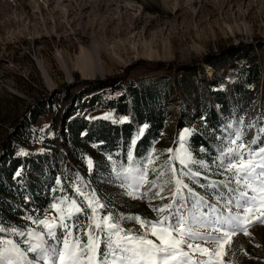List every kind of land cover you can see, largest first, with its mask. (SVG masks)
Returning a JSON list of instances; mask_svg holds the SVG:
<instances>
[{
  "label": "rangeland",
  "instance_id": "obj_1",
  "mask_svg": "<svg viewBox=\"0 0 264 264\" xmlns=\"http://www.w3.org/2000/svg\"><path fill=\"white\" fill-rule=\"evenodd\" d=\"M104 1L106 0H0V152L1 143L17 126L20 116L35 96L51 91L63 83L73 85L71 91L74 93L82 88L81 82L85 77H82L79 64L88 61L89 67L96 70L94 76L87 79L89 81L108 76L117 77L116 84L121 88L113 92H102L98 106L121 93L130 80L165 75L172 91L167 126L161 138L142 158L133 157L141 162L155 153L153 159L156 162L151 167L157 171L150 173L149 180H156L157 187H141L140 198L127 196L119 181L108 182L106 178L111 175L113 166L117 169L127 166L126 159L129 152L132 154L131 149L122 161L112 156L109 160V156L92 153L91 146L85 147L91 155L85 152L78 154L72 165L69 181L73 197L81 204L84 201L76 196V186H80L83 192L97 189L98 194H103L101 196L108 203L105 211H112L117 216L139 215L141 219H157L153 206L168 203L171 195L169 189L172 185H164V181L171 175L168 171L167 150L179 147V134L185 129L190 130L188 127L178 128L177 125L180 117L188 120L183 112L192 99L190 91L186 90V96L180 88L185 80L194 77L220 81L223 75L222 81H225L231 66L240 62L237 60L238 55L231 50L233 45L239 43L255 45L253 50L261 58V64L263 63L264 0H168L167 4L163 0H121L117 5H112L110 11L103 6L99 10L97 7L81 9L85 3L93 5ZM137 15L144 22L134 28ZM150 19L153 21L149 23ZM145 23L149 24L148 29L144 28ZM124 25L128 26V30L120 32L118 27ZM94 42L103 47L98 61L93 58ZM206 54H214L210 61L213 66L201 62ZM159 62L164 65L158 64ZM168 63H171L170 67H165ZM179 64L195 66L191 72H183L178 71ZM101 65L103 70L98 72L97 68ZM61 108L59 105L53 112L38 117L32 127L33 138L22 140L17 154L40 151L43 138L59 135ZM248 110L250 113L246 117ZM260 114L264 115V109L258 99L237 119L227 121V126L231 125V128L226 126L225 136L242 131L247 143L256 140L259 145L264 140V131H261L264 129V118ZM86 117L104 118L116 123L128 120L127 117L116 116L110 109L100 107L90 111ZM141 129L143 127L134 132L132 141L141 133ZM89 158L95 165L91 172L88 168ZM191 167L196 172L199 164L194 163ZM206 170L217 174L214 165ZM160 171L165 172L163 177L159 176ZM205 177L201 174L197 178L198 182L185 178V183L211 203H216L215 194L200 185L207 184L210 180L219 181L222 177ZM57 184L60 186V183ZM161 187H164L162 195L166 197L163 200L154 195ZM65 196L68 195L57 197L38 219L56 217L52 204ZM260 211L258 206L252 216H259ZM74 223L76 228L73 233L83 238L82 234L87 226L86 215L74 218ZM123 224L133 231H142L135 221L125 220ZM33 228L41 230L32 223L25 232ZM55 231L58 239L52 238L51 243L61 248L64 229L57 227ZM248 232L250 235L241 231L232 238L233 245L229 254L224 257L225 264H264V222L252 223ZM17 233L0 235V241L6 243L12 240L27 247L23 244L25 237ZM35 255L30 254L29 259L32 264H40L33 259Z\"/></svg>",
  "mask_w": 264,
  "mask_h": 264
},
{
  "label": "snow or ice",
  "instance_id": "obj_2",
  "mask_svg": "<svg viewBox=\"0 0 264 264\" xmlns=\"http://www.w3.org/2000/svg\"><path fill=\"white\" fill-rule=\"evenodd\" d=\"M192 135V130L185 129L179 134V147L167 150L171 175L164 185H172L171 195L168 203L153 206L157 219L117 216L105 211L108 203L97 189L83 192L76 186V196L84 203L65 196L52 204L56 217L32 220L41 230L33 228L17 233L15 228L10 229L25 237L23 244L27 247L12 240L0 241V264H32L29 255L33 253L36 254L33 259L40 264H225L224 257L233 245L232 238L241 231L250 235L248 228L252 223L264 222V140L259 145L256 140L247 143L242 131L218 138L222 146L218 147L211 165L222 179L200 185L215 194L216 203H211L185 183V178L198 182L201 176L200 171L193 172L191 165L194 163L201 169L210 168L208 163L194 160L188 145ZM204 150L202 146L201 151ZM154 156L155 153L146 161L137 162L129 152L127 166L119 169L113 166L106 180L119 181L127 196L140 198L141 187H157L156 180H149L150 173L157 171L151 167L156 162ZM94 167L89 158V171ZM164 175V171L159 172L160 177ZM20 176L18 171L16 177ZM163 192L164 187H161L154 195L166 199ZM258 206L260 215L253 217ZM81 214L87 217L83 238L73 233L74 218ZM125 220L135 221L142 231L126 228ZM57 227H62L65 233L61 248L51 243L52 238L58 239Z\"/></svg>",
  "mask_w": 264,
  "mask_h": 264
},
{
  "label": "trees",
  "instance_id": "obj_3",
  "mask_svg": "<svg viewBox=\"0 0 264 264\" xmlns=\"http://www.w3.org/2000/svg\"><path fill=\"white\" fill-rule=\"evenodd\" d=\"M254 46L239 43L231 47L240 62L231 66L225 81H222L223 75L220 81L194 77L185 80L180 88L186 96V90L190 91L192 99L183 112L188 120L180 117L178 128L188 127L193 131L188 138L193 157L205 161L210 167L218 147L222 146L218 138L226 137L227 121L237 119L258 99L264 109V56L261 64ZM213 56L206 54L201 62L213 66L210 62ZM158 64L164 65L162 62ZM170 64H165V67H170ZM194 66L179 64L178 71L191 72ZM116 82V76L84 80L82 88L75 93L71 91L73 85L63 83L38 94L29 102L17 126L1 143L0 235L12 233V228L18 232L25 231L57 197L63 194L73 197L69 181L78 154L97 152L124 161L131 149L137 159L142 158L161 138L169 120L168 104L172 95L167 76H143L130 80L121 93L98 106L102 92L121 88ZM59 105L62 107L59 135L43 138L40 151L17 154L22 140L33 138L32 127L38 117L53 112ZM99 107L110 109L116 116L127 117L128 120L116 123L104 118L86 117ZM249 113L248 110L245 116ZM259 116L264 118L262 114ZM140 127H143L142 134L132 141L134 132ZM87 146L92 147L91 152L85 149ZM202 146L204 151H201ZM196 169L208 178L219 177L211 170ZM18 171L21 172L20 177H16Z\"/></svg>",
  "mask_w": 264,
  "mask_h": 264
},
{
  "label": "bare ground",
  "instance_id": "obj_4",
  "mask_svg": "<svg viewBox=\"0 0 264 264\" xmlns=\"http://www.w3.org/2000/svg\"><path fill=\"white\" fill-rule=\"evenodd\" d=\"M121 0H106V1H104V3H102V4H100V3H93V5H92V3H90V4H84L83 6H82V8L81 9H87L88 7H93V8H96L97 7V9L99 10V9H101L102 8V6L104 7V8H106L107 10H109L110 11V7L112 6V5H117L118 4V2H120ZM164 1V4H167L168 3V0H163ZM92 5V6H91ZM124 7H121V9H123ZM125 9H127L126 7H125ZM153 20L152 19H150L149 20V23L150 22H152ZM144 21H143V19H142V17H139L138 15H137V17H136V19H135V22H134V24H133V27L134 28H136V27H139L140 26V24L141 23H143ZM123 25V24H122ZM148 26H149V24H147V23H145V26H144V28L145 29H148ZM116 29V28H115ZM118 29L120 30V32H122V31H126V30H128V26H121V27H118ZM115 31V30H114ZM117 32V31H116ZM94 41V40H93ZM101 48H103L99 43H97V42H94L93 43V58H94V60L95 61H98V59L100 58V55H101ZM78 68H80L79 70H81V73H82V77H85V78H89V77H92V76H94L93 74H94V71H96V70H93V67H92V69L89 67V64H88V61H86L84 64H79V66H78ZM99 70V71H98ZM102 70H103V67H102V65L100 66V67H98L97 68V71L98 72H102Z\"/></svg>",
  "mask_w": 264,
  "mask_h": 264
},
{
  "label": "water",
  "instance_id": "obj_5",
  "mask_svg": "<svg viewBox=\"0 0 264 264\" xmlns=\"http://www.w3.org/2000/svg\"><path fill=\"white\" fill-rule=\"evenodd\" d=\"M84 80H87L88 78H83Z\"/></svg>",
  "mask_w": 264,
  "mask_h": 264
}]
</instances>
